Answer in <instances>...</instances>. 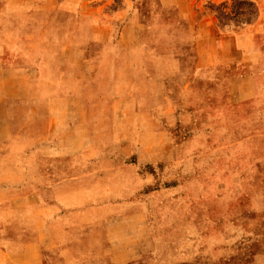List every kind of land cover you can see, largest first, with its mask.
Returning <instances> with one entry per match:
<instances>
[{"label": "crops", "instance_id": "0c3cea01", "mask_svg": "<svg viewBox=\"0 0 264 264\" xmlns=\"http://www.w3.org/2000/svg\"><path fill=\"white\" fill-rule=\"evenodd\" d=\"M249 1L235 31L218 11L233 0H0V147L23 166L0 188V264H162L128 167L181 180L204 240L224 237L263 188L264 0ZM161 10L194 36L180 93L159 75Z\"/></svg>", "mask_w": 264, "mask_h": 264}, {"label": "rangeland", "instance_id": "374dc122", "mask_svg": "<svg viewBox=\"0 0 264 264\" xmlns=\"http://www.w3.org/2000/svg\"><path fill=\"white\" fill-rule=\"evenodd\" d=\"M115 1L116 9L121 8L122 0ZM246 1L233 0L229 12L218 9L224 28L239 31L248 26L243 22L255 21L257 10ZM161 11L169 21L170 30L157 37L159 75L166 93H180L187 82L199 78L193 50L194 36L189 29H181L176 24L174 11ZM262 96L264 110V89ZM119 134L133 135L129 132ZM204 152L207 154L206 147ZM133 160L135 162L136 158ZM22 167L17 168V144L9 142L1 146L0 188L17 185L14 173L22 172ZM122 173H125L122 175L129 187L127 193L134 195L131 200L133 205L148 206L156 239L153 254L162 264H217L216 258L219 256L226 264H264V178L262 193L256 197L253 205L239 206L237 215L224 229V237L209 243L204 240L198 226L202 217L193 215L189 210L181 180L164 179L157 166L153 165L140 169L128 167ZM137 173L143 178L137 180Z\"/></svg>", "mask_w": 264, "mask_h": 264}, {"label": "trees", "instance_id": "16d2710c", "mask_svg": "<svg viewBox=\"0 0 264 264\" xmlns=\"http://www.w3.org/2000/svg\"><path fill=\"white\" fill-rule=\"evenodd\" d=\"M246 2L248 3V5H249L250 7L256 8V10H257V15H258V8H257V6H256L254 3L250 2L249 0H247ZM256 19H257V16H256V18H255V21H256ZM255 21L249 20L248 22H243V24H245V25H246V24H247V25H251V24H253Z\"/></svg>", "mask_w": 264, "mask_h": 264}]
</instances>
